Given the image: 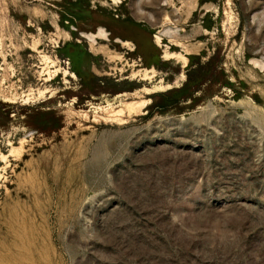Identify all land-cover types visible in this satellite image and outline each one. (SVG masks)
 Wrapping results in <instances>:
<instances>
[{
  "label": "rangeland",
  "instance_id": "1",
  "mask_svg": "<svg viewBox=\"0 0 264 264\" xmlns=\"http://www.w3.org/2000/svg\"><path fill=\"white\" fill-rule=\"evenodd\" d=\"M0 264H264V0H0Z\"/></svg>",
  "mask_w": 264,
  "mask_h": 264
},
{
  "label": "bare ground",
  "instance_id": "2",
  "mask_svg": "<svg viewBox=\"0 0 264 264\" xmlns=\"http://www.w3.org/2000/svg\"><path fill=\"white\" fill-rule=\"evenodd\" d=\"M166 19H168V15H165ZM90 40L94 41L96 37L104 38L106 39L108 36V32L104 28H100L97 33L95 34H85ZM161 36L157 35V40L160 41ZM95 42V41H94ZM47 72V71H46ZM142 106H144V103L141 104L140 102H128L126 103L125 107L120 108L117 111V114H127V113H139ZM115 112V110H114ZM116 113V112H115ZM110 114V112H109ZM118 116V115H117ZM113 117V116H112ZM111 117V118H112ZM116 117V116H115ZM120 117V116H119ZM118 117V118H119ZM114 118V117H113ZM105 119V118H104ZM117 119V118H116ZM121 119V118H120Z\"/></svg>",
  "mask_w": 264,
  "mask_h": 264
},
{
  "label": "crops",
  "instance_id": "3",
  "mask_svg": "<svg viewBox=\"0 0 264 264\" xmlns=\"http://www.w3.org/2000/svg\"><path fill=\"white\" fill-rule=\"evenodd\" d=\"M102 39H104V38H102Z\"/></svg>",
  "mask_w": 264,
  "mask_h": 264
}]
</instances>
